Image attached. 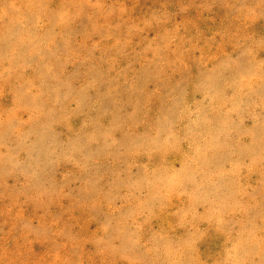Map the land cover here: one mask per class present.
<instances>
[{
	"label": "rangeland",
	"instance_id": "rangeland-1",
	"mask_svg": "<svg viewBox=\"0 0 264 264\" xmlns=\"http://www.w3.org/2000/svg\"><path fill=\"white\" fill-rule=\"evenodd\" d=\"M0 264H264V0H0Z\"/></svg>",
	"mask_w": 264,
	"mask_h": 264
}]
</instances>
